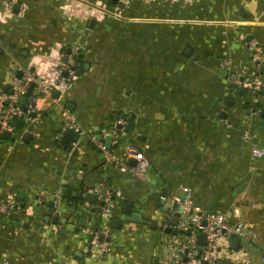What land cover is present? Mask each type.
Masks as SVG:
<instances>
[{
	"label": "crops",
	"instance_id": "1",
	"mask_svg": "<svg viewBox=\"0 0 264 264\" xmlns=\"http://www.w3.org/2000/svg\"><path fill=\"white\" fill-rule=\"evenodd\" d=\"M121 2L0 0L1 88L29 68L53 80L63 49L84 60L66 91L39 97L30 106L36 117L0 142V264H165V250L184 239L167 241L158 193L186 189L201 210L254 228L253 247L264 249V154L252 155L254 147L264 151V110L248 94L264 87V63L255 58L264 57V0ZM224 58L226 69L218 65ZM62 108L85 130L68 149L59 144ZM110 130L119 139L102 150L97 143ZM129 143L147 157L146 177L109 160L108 151ZM105 181L115 194L108 218L97 199L66 197ZM6 201L14 208L3 211ZM127 203L141 221L113 228L108 252H87L91 232H108ZM237 249L220 256L249 264Z\"/></svg>",
	"mask_w": 264,
	"mask_h": 264
},
{
	"label": "built area",
	"instance_id": "2",
	"mask_svg": "<svg viewBox=\"0 0 264 264\" xmlns=\"http://www.w3.org/2000/svg\"><path fill=\"white\" fill-rule=\"evenodd\" d=\"M130 0H122L125 5ZM249 49L253 50L255 44L250 42ZM78 50L75 49L69 53L60 51L58 55L57 68L54 78L51 81L45 80L42 76L33 73L30 68L23 71L21 78L13 75L10 82V89L0 87V126L1 131H13L14 122L21 119L24 115L23 106L20 104V98L26 95L31 84H34L32 92L35 102L40 97H52L54 91L62 92L66 86L69 85L73 77L76 75L75 64ZM259 61L264 63V57L255 56ZM219 67L226 69L230 66V59L224 58L220 60ZM33 66V65H32ZM66 73V75H64ZM259 90V86L255 87ZM30 112V107L29 110ZM63 121L61 126L60 137L67 131L73 130L77 137L85 134V130L78 123L75 116L66 108H62L61 112ZM118 123L124 124L125 121L120 120ZM109 134L113 135L114 143L117 144L116 130H110ZM59 137V138H60ZM93 141L95 136H91ZM98 147L105 150V146L97 143ZM264 154L263 149L254 147L252 155L254 157H261ZM107 156L111 162L118 166L122 171L129 172L131 175L146 177L148 175V159L145 154L137 148L135 144H126L120 153L113 150L107 152ZM130 159L135 160V165H129ZM104 187L102 184L96 186L94 193L98 202H103V205L98 207L101 217L106 218L110 214L111 195L106 191L102 194ZM184 195L177 193H158V200L160 201L164 210L162 228L170 227L171 230L186 231L190 230V234L185 235L186 241L177 245H169L164 252L165 264H224V259L220 256V251L229 249L233 240H238V245L241 243H248L249 245H256L259 241L257 231L250 225L241 222H231L227 213H213L210 211L201 210L194 204L189 190H183ZM3 211L14 208L13 202H4L1 206ZM179 208L182 209L181 213ZM177 216L178 221L176 225H171L172 217ZM104 234L108 237L107 230L96 229L91 232L90 244L87 252L99 251L106 253L109 251L108 242L100 240L99 237ZM205 235V244L198 241V235ZM259 258L264 263V249L259 250Z\"/></svg>",
	"mask_w": 264,
	"mask_h": 264
},
{
	"label": "water",
	"instance_id": "3",
	"mask_svg": "<svg viewBox=\"0 0 264 264\" xmlns=\"http://www.w3.org/2000/svg\"><path fill=\"white\" fill-rule=\"evenodd\" d=\"M113 3H118V0H113ZM118 6L120 8H123L124 4L121 2V3L118 4ZM246 39L249 41L251 39V37L247 36ZM68 52H70V50H68ZM79 67H81V64H78V68ZM84 67L87 68L88 65H85ZM76 73L78 74L79 70H76ZM259 74H260V72H256L255 75H250L248 77V81L253 86L255 85V76H258ZM261 74H263V71H261ZM64 75H66V73H64ZM240 81L243 82L244 78L241 77ZM33 89H34V84H31L29 89H28V91H27V93H26V95L22 96L20 98V104L23 106V110H24V113L26 115H24L21 119L15 120L13 131L20 130L22 128V125H23L24 121L27 118H35L36 117V113L28 111L30 106L31 107H35V105H36L35 102H31V100L33 99V97H32ZM239 92L244 94L246 92V88L241 86L240 89H239ZM258 92H260L261 95L264 94V87H262L259 91L256 90V92H254V93L252 92V90H248V94H250V95L252 94V95L255 96L254 97L255 100H252L254 105H257V104L261 103L264 106V100H257L258 99ZM52 95L56 97L58 95V92L54 91ZM39 96L42 97V93H39ZM28 101H29V104H27ZM254 109H255V107H254ZM220 115H222V114L220 113ZM223 116L226 117L224 113H223ZM122 127H123V125L121 123H118L115 126V128H117V129H121ZM11 135H12V131H7V130H2L1 131V126H0V142H4L5 140L13 141L14 140V136H11ZM75 138H76L75 132L73 130H67L62 135V137H61V139L59 141V144L61 145V147L65 148V149H68ZM97 139H98V141H100L102 139V136L98 135ZM113 140H114L113 135L108 134L107 137L104 140V146L107 149H111ZM129 164L135 165V160L134 159H130L129 160ZM107 187H108V183L105 181L104 190L102 191V194H105ZM66 192H67V189L64 188L62 190V194H66ZM95 201H96V193H94V192H85V194L83 195V202L94 203ZM100 205H103V202H101ZM181 211H182V209L179 208V212L180 213H181ZM85 220H86L85 218H80L79 225L83 226ZM53 221L54 222L57 221V217L56 216L53 218ZM123 221H130V222H140L141 221L140 214H138L137 212H132V205L130 203H127L126 206L124 207V216H122L121 219L120 218L114 219L111 222L112 228L108 230V232H107L108 235L112 233L113 228H119ZM177 221H178L177 216L172 217L171 220H170V224L171 225H176ZM152 226L156 227V224H153ZM161 229H162V227H161ZM165 232L170 233V232H176V231L175 230H171V228L168 227V228H165ZM178 233L179 234L188 235V234H190V230L178 231ZM99 239L100 240H105L106 242L109 241V238L105 237L104 234H101ZM198 241L201 244H205V235L204 234H199L198 235ZM238 243H239L238 240H233L231 242L230 248L236 250L238 248ZM173 264H177V263H173ZM224 264H229V261L225 260Z\"/></svg>",
	"mask_w": 264,
	"mask_h": 264
},
{
	"label": "rangeland",
	"instance_id": "4",
	"mask_svg": "<svg viewBox=\"0 0 264 264\" xmlns=\"http://www.w3.org/2000/svg\"><path fill=\"white\" fill-rule=\"evenodd\" d=\"M59 55V54H58ZM68 89V87L66 86L65 87V89H64V91H66ZM15 131H12V134L14 133ZM118 139H119V137H118ZM147 170L149 171L150 170V168H149V165H148V168H147ZM161 216L163 217L164 216V210L162 209V212H161ZM108 217H110V214H109V216ZM108 217H106V218H108ZM168 234V237L169 238H167L168 240L167 241H172L173 240V238L175 239V242L178 240V239H184V242L186 241V236L184 235V234H179V233H177V232H170V233H167ZM240 253H242V254H244L246 257H248V263L249 264H264V263H262L261 261H260V258H259V249L257 250V249H255L254 247H253V245H249L248 243H241V245H240V248L239 249H237ZM250 251H252V252H256V254H257V256H256V258H255V254H253L252 256L248 253V252H250ZM221 253L223 252V250H221L220 251ZM240 256H242V255H240ZM246 264V263H245Z\"/></svg>",
	"mask_w": 264,
	"mask_h": 264
},
{
	"label": "trees",
	"instance_id": "5",
	"mask_svg": "<svg viewBox=\"0 0 264 264\" xmlns=\"http://www.w3.org/2000/svg\"><path fill=\"white\" fill-rule=\"evenodd\" d=\"M63 51L65 52V53H69L68 51H67V49H63ZM76 64H75V66H74V68H75V71L77 70V67H78V64H83L84 62V60H83V54H82V52L81 51H78V55L76 56ZM5 89H7V88H5ZM258 95H260V92H258ZM254 107H263L262 108V111L264 110V106L261 104V103H259V104H257V105H255ZM131 120H129L128 121V123H129V125L131 124ZM129 125H128V128H129ZM115 148V146L113 147V148H111V149H114ZM86 191V190H85ZM84 193V189L82 188L81 190H80V192H79V194H76V195H70V193H68L67 194V198L70 200V201H72V200H80V201H83V194ZM78 195V196H77ZM114 193H113V196L111 195V198H113L114 197ZM100 204V202L98 203V205ZM95 229H98V228H95ZM178 233V232H177ZM92 237V236H91ZM91 239V238H90Z\"/></svg>",
	"mask_w": 264,
	"mask_h": 264
}]
</instances>
